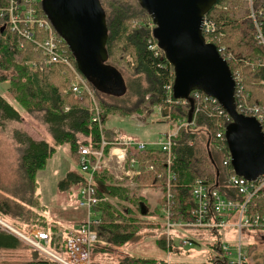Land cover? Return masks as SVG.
Segmentation results:
<instances>
[{
    "label": "trees",
    "instance_id": "obj_1",
    "mask_svg": "<svg viewBox=\"0 0 264 264\" xmlns=\"http://www.w3.org/2000/svg\"><path fill=\"white\" fill-rule=\"evenodd\" d=\"M242 1L243 3L245 2V5L238 4L237 0H219L207 14V18L216 24V31L214 33H204V36L206 40L213 41L212 43L218 49L224 48L227 54L233 55V59L227 61L232 74L235 76L239 73L243 77L245 90L250 95V103L264 106V65L261 66L262 68H257V70L252 72H245V67L243 66V61L248 60V58L249 60H255L254 55H258L257 58L263 59L264 63V49L257 43V29L252 19L253 9L258 15V19L264 22V17L259 15L260 12L264 13V0ZM3 3L0 2V6ZM137 4L135 6V4H131L129 1L122 2L119 0H112L111 2L108 0L103 4L109 30L106 46L109 58L103 65L109 72L117 70L122 74L111 61L113 51L116 48L119 49L120 42H122V57L129 52L130 56L134 58V62L131 65L132 74L136 78L134 84L130 85V91L137 98L132 108H128V105H130L129 101L125 102L124 106H111L108 104L109 98L122 102L128 95L129 86L125 77V95L103 91L86 77L89 86L94 91L95 100L101 108L104 117L103 121L106 122L110 114L120 117L131 116L137 113L138 108L145 103L151 106V111L155 107L161 108L163 115L168 117L165 123L173 130L184 119L195 121L194 126L181 128L174 140L175 146L173 151L176 154V158L172 165V171L175 178L172 180L171 187L174 197L172 205L174 220L188 221L192 218V214L196 208L193 187L197 179H202L210 186L216 187L228 199L244 203L246 196L240 194L238 189L230 183V176L236 174L233 163L229 162L225 164L227 157L230 155L226 130L232 124V119L229 118L224 122L226 142L222 143L217 139L220 119L206 102L195 99L193 93L189 99L180 100L176 97L174 90L171 93L168 92L166 86L169 84H173L174 86L175 84L174 67L166 59L162 50L161 55H156L151 50L148 40L152 36V33H155L156 28L151 27L152 18L148 12L140 6L138 1ZM231 5L236 7L235 10L240 9L242 6L246 7L241 20L229 15ZM38 6L46 15L43 4L39 2ZM139 6L151 18L150 23L146 26H139L136 29H129L127 21L131 19L133 13H137L136 7L139 8ZM239 21L241 23H238ZM244 23L245 26L251 25L253 31V53H249L248 51L242 52L240 50V47L247 45L236 46L232 43L234 28L241 29L239 26H243ZM215 35L216 38L214 39ZM64 43L74 65L78 68L74 53L66 42ZM1 58L6 63H14L17 76L12 81L6 78L0 79V83L9 82V93L25 109L34 111L35 107L38 108V112L42 113V119L48 125L49 132L57 144L68 143L73 154L78 153L81 145L96 147L100 144L101 132L99 126L92 122L93 101L89 96H85L80 101L74 99V93L70 86L73 75L68 68L62 65H49L40 70L37 67L31 66L29 61L39 62L42 58L40 52L31 42L23 39L18 32H12L9 27L4 28L2 26H0ZM15 60L20 61L21 64L19 62L15 63ZM63 85H66L65 89H62ZM169 98L173 100L172 103H167ZM178 101L186 102L179 103ZM21 119L22 116L19 109L0 94V126L3 124L1 121H19ZM15 138L21 147L19 158L21 170L24 173L25 180L32 187L31 191L35 194L37 189V173L47 166L49 159L56 153V147L50 145L45 140H35L20 132L16 133ZM110 148V146H107L106 151L108 152ZM129 154L135 155L147 164H154L156 166V172H144L135 177V182L138 185L136 189L137 191L142 188L162 189L164 196L159 201L160 205L164 206L166 204V173H164L165 165L162 162L164 158L163 153L158 149L149 148L139 153L131 149ZM159 173H163L164 177L159 178ZM112 180L113 178L108 176L107 173L97 172L94 177L97 195L100 198L110 196L119 201L130 202L132 197L128 184L115 186L111 183ZM83 181L84 178L81 174L72 173L69 174L66 180L61 182L60 187L67 188L73 182L80 186ZM21 199L23 202H26L24 197ZM137 205L143 212L142 214L145 215L146 213H144L145 210H143L142 205L148 211V204L143 199H139L137 200ZM98 210L101 216V223L94 227L98 235L97 242L94 245V255L96 259L100 260V256L109 252L113 246H120L129 241L133 237L131 231L140 222L128 221L129 224H118L120 222H116L117 220L113 219L119 217L117 210L108 201L100 202ZM0 211L12 215L10 203L7 200L0 201ZM130 213L131 210L128 209L125 215H129ZM256 213L264 215V189L260 197H253L248 203V214ZM108 217L110 218L108 219ZM121 217L126 216L122 215ZM2 218L11 222L7 216ZM121 219L123 221L126 220V218ZM137 220L148 221L149 226H151V219L138 218ZM34 223L31 227L48 229L54 237L58 240L61 239L62 236L59 232L62 231V228L59 224L47 221L45 218L42 225L39 222ZM12 224L21 226L16 220H13ZM257 230H264V228ZM221 245L222 243L214 245V248L217 249L216 254L208 261L200 264L215 263L221 257ZM17 248H23L21 241L15 235L0 228V249ZM253 248V245H249L246 248L248 261L245 264H249ZM35 252L34 258L37 259L40 256L41 259L32 260L28 264H56L43 254H39L38 251ZM160 261L163 260L129 256L126 261H111L109 263L141 264L144 262ZM174 264L196 263L174 262Z\"/></svg>",
    "mask_w": 264,
    "mask_h": 264
},
{
    "label": "rangeland",
    "instance_id": "obj_2",
    "mask_svg": "<svg viewBox=\"0 0 264 264\" xmlns=\"http://www.w3.org/2000/svg\"><path fill=\"white\" fill-rule=\"evenodd\" d=\"M101 1L104 4L108 0ZM111 1L112 0H110V2ZM119 1H129L131 4H135V6L137 4L136 0ZM239 1L237 0L238 4L245 5V2L243 3L242 0ZM235 8L236 7L231 5V12L229 15L241 20L244 16L243 11L246 7L242 6V10L241 8L235 10ZM136 10L137 13H133L131 19L127 21L129 29H136L139 26H146L150 23L151 18L146 15L140 6L139 8L136 7ZM152 23L151 21V25ZM238 23H241V21ZM239 27L241 29L234 28L232 43L236 46L247 45L240 47V50L242 52L248 51L249 53H253L254 40L251 25L245 26L244 23L243 26ZM122 54L123 43L120 42L119 49L116 48L111 55V61L122 72L121 76L123 78L125 77L129 86L128 95L122 102L109 98L108 104L111 106H124L125 102L129 101L130 105H128V108H132L137 101V98L132 95L130 91V85L134 84L136 78L132 74L131 65L134 62V58L130 56L129 52L125 54L124 57H122ZM254 56L255 60H249L248 58V63V60L243 61L245 72L255 71L257 68H262L261 66L264 65L263 59L257 58L258 55ZM14 62H19L21 64L20 61L15 60ZM16 76L17 71L14 63H6L1 58L0 79L6 78L12 81ZM117 78L119 79L118 76ZM9 85V82H1L0 94L15 105L23 117L19 121H1L3 124L0 126V201L3 202L7 200L10 203L12 215L0 211V218L3 219L2 217L4 216L9 217L11 222L5 220L9 224H12L13 220H16L21 226L19 227L16 224L12 226L25 233H28L33 228H37L31 227V225L33 226L35 224L34 222H39V224L42 225L44 218L47 219V221L59 225H66L65 223H69L73 220V216H71L70 213L79 212L83 206L80 205L77 198L76 184L70 185L67 188H61L60 184L63 181L59 182L58 179L59 175H61L62 172L64 174L65 171L77 173L78 153L76 152L73 154L68 143L63 145L57 144L49 132L48 125L42 119V113L38 112V108L35 107V110L31 111L22 107L15 99L13 100V95L8 91ZM65 88L66 85H63L62 89ZM74 99L80 101L76 95H74ZM105 123V128L110 135L117 133L128 137L122 138V140L132 138L129 140L146 141L149 144V148L158 149L160 151L161 146H151V141H159L164 137L165 132L171 128L167 126L165 120H162L159 108L155 107L151 111V106L148 103L139 107L137 113L132 116L119 117L118 115L110 114ZM17 132L24 133L35 140H45L50 145L56 147V153L49 159L50 163L48 162L49 164L46 167L45 172L47 176L41 179L40 191L42 196L38 194L39 180L37 177V189L35 194L31 191V185L24 178V173L21 170V162H19L21 147L19 146L20 143H18L15 138ZM152 143L154 144V142ZM109 146L111 148L114 147L112 144ZM106 163L107 166L101 172H105L108 176L112 177L113 180L111 183L115 186L128 184L132 197L130 202L119 201L110 196L103 198V201L110 202L117 210L119 217L113 219L117 220L116 222H120L118 224H129L128 221L140 222V224L131 231L133 237L129 241L120 246H113L109 252L100 256V260L106 262H123L124 260H128L130 256L145 259H170L173 262L200 264L204 261H208L216 254L217 249L214 248V245L227 243L231 246H235L240 238L244 248H248L249 245L254 246L251 257L249 258V264H264V230L246 229L239 233V231L234 228L214 231L202 228L174 227L169 237L170 242H168L167 219L159 201L163 197L164 191L162 192V189L157 190L154 188H142L137 191L136 187L138 185L135 182V178L125 175L122 170L118 169L116 157H108ZM118 176H120V178H118ZM55 188H59V196L53 195ZM144 189H148V192H145L146 195L142 196L141 192ZM22 197H24L26 202L22 201ZM139 199H143L149 206V213L147 212L146 215L142 214L143 212L137 205V200ZM128 209L131 210V213L125 215ZM121 214L126 217H121ZM109 218L110 217H108V219ZM121 218H126V220L123 221ZM138 218L151 219V226H149L148 221H138ZM64 227L65 226H62L61 228ZM0 228L4 231L6 230L1 224ZM68 231L69 230L63 229L59 232L62 236V241H65ZM11 234L15 235L14 233ZM15 236L21 241L23 248L0 249V264H28V262L32 260L41 259L40 256L37 259L34 258L36 250H34L26 240L19 235ZM185 239L192 240L194 245H184L183 240Z\"/></svg>",
    "mask_w": 264,
    "mask_h": 264
},
{
    "label": "built area",
    "instance_id": "obj_3",
    "mask_svg": "<svg viewBox=\"0 0 264 264\" xmlns=\"http://www.w3.org/2000/svg\"><path fill=\"white\" fill-rule=\"evenodd\" d=\"M4 2L0 6V26L9 27L12 32H18L23 39L31 42L40 52L42 58L39 62L29 61L31 66L43 70L49 65H62L68 68L73 79L71 81V89L74 95L80 100L85 96H89L93 101L92 122L102 128L103 116L99 105L97 104L94 91L89 86L87 79L79 72L74 65L73 60L65 47V40L58 34L51 21L46 17L44 12L39 8V0H0ZM260 16L264 17V13L260 12ZM252 19L256 26V40L260 47L264 49V32L263 21L258 19V15L252 9ZM155 28L154 24L151 25ZM216 24L207 18L204 19L203 34L214 33ZM216 38V35L214 39ZM150 48L156 55H161V48L155 35L149 38ZM209 43L213 41L206 40ZM220 55L227 62L233 59L232 54H227L224 48L218 49ZM235 80V99L237 110L240 114L254 117L260 123L264 132V106L251 104L250 95L245 90L243 77L237 73L233 75ZM169 93L173 91V84L166 86ZM193 96L197 100L206 102L210 108L217 114L220 121L218 124L219 131L217 139L225 143L226 135L224 130V122L230 116L223 108L220 101L210 95L200 91L193 92ZM169 98L167 103H172ZM185 103L186 101H178ZM68 110V108H67ZM195 121L189 122L187 119L179 123L176 132H169L162 139L151 143L152 145L161 146V152L164 155L162 160L165 165L166 173V204L163 206V212L167 219V240L170 242L171 230L174 227L186 228H202L208 230H222L234 228L239 233L246 229L257 230L264 228V215L260 213L248 214V203L253 197H260L264 189V174L255 180H249L237 174L230 176V183L240 194L246 196L244 203L234 201L225 197L219 189L210 186L202 179H197L193 187V196L196 202V208L192 214V218L188 221H176L173 219L172 205L173 194L171 192L172 180L175 178L172 165L176 158L173 149L175 146V138L179 130L183 127L194 126ZM110 144L115 145L107 153L106 147ZM149 144L135 140H120L109 143L102 139L99 147H91L81 145L78 149L79 167L83 174L84 181L79 189L78 200L80 205L88 211L87 219L78 223L72 231L67 232L65 241L58 240L48 229L33 228L28 233L19 231L16 227L0 220V224L9 233L19 235L26 240L34 250L46 256L56 264H116L100 261L95 258L94 245L97 242L98 235L94 227L101 223V216L98 210L100 202L104 199L97 195L94 183V177L97 172H101L107 166L108 157H116L118 169L129 177H136L144 172H156L154 164H147L135 155H130L131 149L139 152L148 150ZM232 162V155L227 157L225 164ZM158 177H164L163 173H159ZM120 178V176H118ZM58 240V241H56ZM58 243V244H56ZM184 245L193 246L194 242L189 239L183 240ZM221 257L215 263L205 264H245L248 261L247 249L243 247L241 239L235 246L227 243L221 245ZM141 264H174L170 259L160 262H144Z\"/></svg>",
    "mask_w": 264,
    "mask_h": 264
},
{
    "label": "water",
    "instance_id": "obj_4",
    "mask_svg": "<svg viewBox=\"0 0 264 264\" xmlns=\"http://www.w3.org/2000/svg\"><path fill=\"white\" fill-rule=\"evenodd\" d=\"M137 1L156 25L155 38L174 67L176 97L189 99L199 90L220 101L233 121L226 134L235 172L249 180L257 179L264 174V132L256 118L238 113L230 67L203 34L205 16L219 0ZM43 8L60 35L69 41L85 77L103 91L124 94L121 73L109 72L103 65L109 58V30L101 1L46 0Z\"/></svg>",
    "mask_w": 264,
    "mask_h": 264
},
{
    "label": "crops",
    "instance_id": "obj_5",
    "mask_svg": "<svg viewBox=\"0 0 264 264\" xmlns=\"http://www.w3.org/2000/svg\"><path fill=\"white\" fill-rule=\"evenodd\" d=\"M3 83V82H2ZM5 83V82H4ZM12 96V95H11ZM12 98H13V96H12ZM13 100H14V98H13ZM13 104V103H12ZM14 105V104H13ZM15 106V105H14ZM16 107V106H15ZM17 108V107H16ZM20 112V111H19ZM21 114V113H20ZM21 116L23 117V115L21 114ZM120 117V116H119ZM104 120V119H103ZM105 124V125H104ZM168 126V125H167ZM106 127V123L103 121L102 122V128H101V130H100V128H99V130H100V132H101V139H103V138H105L106 139V141L107 142H115V141H117V140H120V139H122V138H128V137H125L124 135H121V134H117V133H113L112 135H110L109 134V132L107 131V129L105 128ZM103 128H104V130H103ZM169 132H176V129L175 130H173V129H169L168 131H166L165 133H169ZM54 139V138H53ZM129 139H132V138H129ZM55 141V140H54ZM143 142H146V141H143ZM152 142H155V141H151V143ZM61 145H63V144H61ZM50 163V162H49ZM48 163V164H49ZM48 164H47V166H48ZM46 166V167H47ZM77 166H78V171H77V174H81V172H80V168H79V163H77ZM46 167L44 168V170L42 169V170H40L38 173H37V179L39 180V188H38V194L40 195V196H42V193H41V191H40V188H41V179H43V178H45L46 176H47V174H46ZM70 167V166H69ZM45 172V173H44ZM62 172V171H61ZM73 172L72 171H65V173L63 174V172L61 173V175H59V182L60 181H64V180H66L67 179V177L69 176V174H72ZM71 185H75L74 184V182L71 184ZM76 186H77V191H76V194H77V198H78V194H79V188H80V186L78 185V184H76ZM145 192L147 193L148 192V189H144V190H142V192H141V194H142V196H145L146 194H145ZM59 188H55V191L53 192V195H55V196H59ZM163 196H164V194H163ZM79 201V200H78ZM142 207H143V210H145V212L144 213H146L147 214V210L146 209H144V205H142ZM145 214V215H146ZM70 215L71 216H73V220L71 221V222H69V223H65L66 225H60L61 227L62 226H65L64 228H62V230L63 229H66V230H69V231H72L73 229H74V227L78 224V223H82V222H84L86 219H87V217H88V211H87V209H85V208H81L80 210H79V212H71L70 213ZM1 220V219H0ZM2 221V220H1ZM58 223V222H57ZM67 236V235H66Z\"/></svg>",
    "mask_w": 264,
    "mask_h": 264
},
{
    "label": "flooded vegetation",
    "instance_id": "obj_6",
    "mask_svg": "<svg viewBox=\"0 0 264 264\" xmlns=\"http://www.w3.org/2000/svg\"><path fill=\"white\" fill-rule=\"evenodd\" d=\"M42 4H44V2L46 1V0H39ZM101 1V0H100ZM102 3V2H101ZM51 20V19H50ZM53 26L55 27V29L58 31V29L56 28V26L54 25V23H53ZM59 32V31H58ZM60 34V33H59ZM65 42H66V44L70 47V49H71V45H70V43H69V41H67V40H65ZM72 51V50H71Z\"/></svg>",
    "mask_w": 264,
    "mask_h": 264
},
{
    "label": "bare ground",
    "instance_id": "obj_7",
    "mask_svg": "<svg viewBox=\"0 0 264 264\" xmlns=\"http://www.w3.org/2000/svg\"><path fill=\"white\" fill-rule=\"evenodd\" d=\"M38 228V227H37Z\"/></svg>",
    "mask_w": 264,
    "mask_h": 264
}]
</instances>
